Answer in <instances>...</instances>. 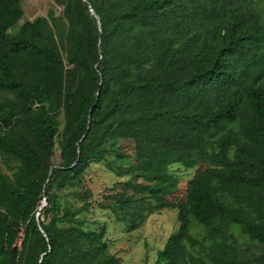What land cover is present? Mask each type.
Returning <instances> with one entry per match:
<instances>
[{
    "label": "trees",
    "instance_id": "1",
    "mask_svg": "<svg viewBox=\"0 0 264 264\" xmlns=\"http://www.w3.org/2000/svg\"><path fill=\"white\" fill-rule=\"evenodd\" d=\"M21 2L0 0V157L12 169L0 168V264H120L76 218L86 203L59 215L46 193L117 139L207 163L181 201L141 186L147 210L176 208L179 223L154 264H264V17L253 0H54L61 15L17 26ZM118 174L133 186L134 165ZM104 197L113 203L98 207L123 220L124 191Z\"/></svg>",
    "mask_w": 264,
    "mask_h": 264
},
{
    "label": "rangeland",
    "instance_id": "2",
    "mask_svg": "<svg viewBox=\"0 0 264 264\" xmlns=\"http://www.w3.org/2000/svg\"><path fill=\"white\" fill-rule=\"evenodd\" d=\"M253 3L264 17V0H253ZM21 7L23 16L17 26L37 16H46L49 11L55 15L62 13V7L54 0H22ZM59 117L61 131L62 115ZM105 147L108 152L104 161L89 162L80 175L56 173L48 184L46 193L52 196L59 215L65 211L78 210L86 203V208L76 218L84 220L83 229L102 233V240L107 243L108 251L119 258L120 264H154L157 250L163 247L166 238L177 229L179 223L176 208L167 207L151 212L147 210L148 189H142L141 186L158 188L166 201H181L185 198L188 181L199 168L206 167V160L192 153L168 155L155 145L139 143L134 139H117L112 145L106 143ZM50 161L58 168L62 163L57 144ZM7 164L15 166L16 162L8 160ZM129 165H134L137 176L132 180L133 186L124 188L120 182L129 180L130 174L118 172ZM0 168L9 175L12 172L11 168L1 162V157ZM153 176H160V179H153ZM116 191H124V198L129 202L128 208H117L123 220L117 219L110 209H101L97 205L98 202L113 203L112 199L104 196ZM42 202V207L47 208V203H40ZM54 212V209L49 208L45 213V222ZM42 213L41 210V216ZM41 216V219H45ZM134 217H137L138 223L136 228L130 229V222ZM193 232L202 234L204 230L202 226L192 223L191 233Z\"/></svg>",
    "mask_w": 264,
    "mask_h": 264
},
{
    "label": "water",
    "instance_id": "3",
    "mask_svg": "<svg viewBox=\"0 0 264 264\" xmlns=\"http://www.w3.org/2000/svg\"><path fill=\"white\" fill-rule=\"evenodd\" d=\"M91 10V12L93 13V11H92V9H90ZM54 166H52V167H50V169H52ZM50 176V172H49V174H48V177ZM40 202L41 201H44L45 203H47V196H46V194L43 192V194H42V196L40 197V200H39ZM42 205H43V202L42 203H40V207L38 208V209H41V207H42Z\"/></svg>",
    "mask_w": 264,
    "mask_h": 264
},
{
    "label": "built area",
    "instance_id": "4",
    "mask_svg": "<svg viewBox=\"0 0 264 264\" xmlns=\"http://www.w3.org/2000/svg\"><path fill=\"white\" fill-rule=\"evenodd\" d=\"M22 236H23V233L20 232V233H19V239H18V241L21 240V237H22Z\"/></svg>",
    "mask_w": 264,
    "mask_h": 264
}]
</instances>
